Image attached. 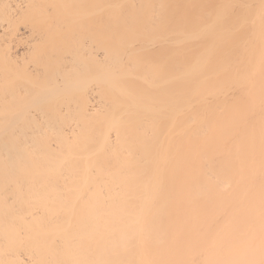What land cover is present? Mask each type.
Segmentation results:
<instances>
[{
	"label": "bare ground",
	"instance_id": "obj_1",
	"mask_svg": "<svg viewBox=\"0 0 264 264\" xmlns=\"http://www.w3.org/2000/svg\"><path fill=\"white\" fill-rule=\"evenodd\" d=\"M0 264H264V0H0Z\"/></svg>",
	"mask_w": 264,
	"mask_h": 264
}]
</instances>
